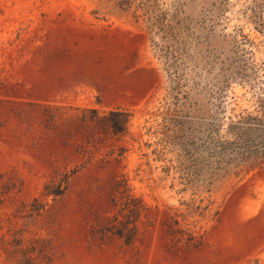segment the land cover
I'll return each mask as SVG.
<instances>
[{
    "label": "rangeland",
    "instance_id": "rangeland-1",
    "mask_svg": "<svg viewBox=\"0 0 264 264\" xmlns=\"http://www.w3.org/2000/svg\"><path fill=\"white\" fill-rule=\"evenodd\" d=\"M263 24L264 0H0V264L264 258V163L179 192L161 152L171 90L228 81L226 116L255 107Z\"/></svg>",
    "mask_w": 264,
    "mask_h": 264
},
{
    "label": "trees",
    "instance_id": "trees-1",
    "mask_svg": "<svg viewBox=\"0 0 264 264\" xmlns=\"http://www.w3.org/2000/svg\"><path fill=\"white\" fill-rule=\"evenodd\" d=\"M163 54L166 56L167 52ZM228 88V81H217L197 92L205 99L194 100H190V93L178 100L177 95L172 96L173 90L170 91L174 101L170 102L163 117L161 152L174 156L168 161H175V164L164 167L163 171L166 175L171 170L177 174L184 185L179 192L198 183L209 187L264 163V88L260 89L252 110H244L232 117L226 116L223 104ZM104 121L113 135H123L127 131L129 114L126 110H110ZM67 178L65 175L53 186H46L45 195L53 198L62 195ZM205 208L198 205L195 210ZM125 229L124 226L116 233L123 237ZM248 264H264V258H256Z\"/></svg>",
    "mask_w": 264,
    "mask_h": 264
}]
</instances>
